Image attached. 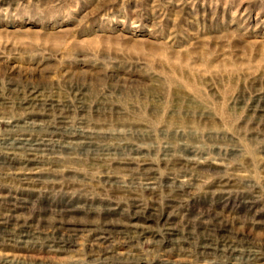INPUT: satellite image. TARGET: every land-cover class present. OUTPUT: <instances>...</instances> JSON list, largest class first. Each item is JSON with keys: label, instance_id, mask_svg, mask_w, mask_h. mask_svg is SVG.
<instances>
[{"label": "rangeland", "instance_id": "374dc122", "mask_svg": "<svg viewBox=\"0 0 264 264\" xmlns=\"http://www.w3.org/2000/svg\"><path fill=\"white\" fill-rule=\"evenodd\" d=\"M0 226V264H264V0H0Z\"/></svg>", "mask_w": 264, "mask_h": 264}, {"label": "bare ground", "instance_id": "6f19581e", "mask_svg": "<svg viewBox=\"0 0 264 264\" xmlns=\"http://www.w3.org/2000/svg\"><path fill=\"white\" fill-rule=\"evenodd\" d=\"M32 99V98H31ZM35 150V149H34ZM27 151H28V149H27ZM26 151V152H27ZM30 155V154H29ZM34 155V154H33ZM30 157V156H29ZM34 157V156H33ZM3 220H8V219H3ZM113 224V223H112ZM107 225V224H106ZM109 225V224H108ZM111 225V224H110ZM132 226V225H131ZM111 227V226H110ZM110 227H107V228H103V229H101V230H103V231H106V230H109L110 229ZM109 228V229H108ZM113 228V227H112ZM135 228V227H134ZM4 229V228H3ZM76 229H77V227L76 226H74V225H70V224H67L66 226L65 225H62V224H58V225H56V226H54V230H55V232H56V237H57V239L59 240V242H60V244H61V246H58V251L60 250V251H63V250H66L67 248H69L70 247V242H72L74 239H75V237H77L76 235H75V233H76ZM2 231V228H1V226H0V232ZM5 231V230H4ZM89 232H91V231H89ZM94 232V231H93ZM27 232H22V230L21 231H19V235H20V238H29V234H26ZM79 233V232H78ZM96 234L98 233V231H96L95 232ZM105 233V232H104ZM17 234V233H16ZM121 234V233H120ZM33 235V234H32ZM79 235H80V233H79ZM96 236H98V234L97 235H95L94 234V236H92V238L94 239V240H92L93 242L94 241H98V239H100V237L99 238H97ZM102 237V236H101ZM22 241V240H21ZM75 242V241H74ZM98 243V242H97ZM77 244V243H76ZM93 244V243H92ZM91 244V245H92ZM96 244V243H95ZM99 244V243H98ZM225 245V244H224ZM89 246H90V244H89ZM209 246V245H208ZM208 246H206V244H204V243H202L201 244V247H200V250H201V254H204V255H211L210 253H208V252H210L211 250H210V247H208ZM224 247H226V246H224ZM104 248V247H103ZM102 248V249H103ZM247 248V247H246ZM96 250V249H95ZM59 251V252H60ZM227 254L229 255V257L231 258V257H235V255H237L238 254V250L235 248V246H232V245H228V248H227ZM63 253V252H62ZM92 253V252H91ZM258 253V252H257ZM255 251H247V253L244 255L245 257H246V261H247V264H259L258 262H259V258H258V254H257ZM95 254V253H94ZM97 254V253H96ZM240 254H241V252H240ZM10 260V259H9ZM16 260V259H15ZM19 260V259H18ZM18 260H17V262H18ZM24 261V260H23ZM10 263H13V264H16V263H14L13 261H9ZM20 262V261H19ZM27 262V261H26ZM17 264H19V263H17ZM24 264V263H23ZM43 264V263H42Z\"/></svg>", "mask_w": 264, "mask_h": 264}]
</instances>
